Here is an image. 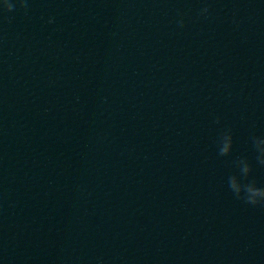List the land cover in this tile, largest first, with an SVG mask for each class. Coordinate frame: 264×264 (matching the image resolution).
Masks as SVG:
<instances>
[{
	"label": "clouds",
	"instance_id": "obj_1",
	"mask_svg": "<svg viewBox=\"0 0 264 264\" xmlns=\"http://www.w3.org/2000/svg\"><path fill=\"white\" fill-rule=\"evenodd\" d=\"M21 7H26V4L23 3V0H21ZM3 8L7 11H12L14 8V5L9 2V0H4L3 2ZM204 11H207V9H204ZM245 201L249 204L256 205L259 204L257 201L252 199H245Z\"/></svg>",
	"mask_w": 264,
	"mask_h": 264
}]
</instances>
